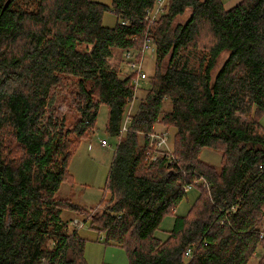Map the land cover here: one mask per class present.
<instances>
[{
    "label": "trees",
    "instance_id": "obj_1",
    "mask_svg": "<svg viewBox=\"0 0 264 264\" xmlns=\"http://www.w3.org/2000/svg\"><path fill=\"white\" fill-rule=\"evenodd\" d=\"M156 1L0 0V264H87L65 210L123 247L129 264H251L258 248L264 264V0L228 10L222 0H167L150 23ZM106 12L117 18L112 28L103 25ZM147 32L155 68L122 134L133 76H120L109 59L140 49ZM66 94L75 114L59 110ZM101 105L119 144L109 198L97 205L105 210L90 218L57 193L72 183L69 158L95 133ZM158 124L175 130L177 161L148 156ZM204 148L221 154L219 167L201 160ZM196 180L209 186L196 187V202L175 216L166 240L156 238Z\"/></svg>",
    "mask_w": 264,
    "mask_h": 264
},
{
    "label": "rangeland",
    "instance_id": "obj_2",
    "mask_svg": "<svg viewBox=\"0 0 264 264\" xmlns=\"http://www.w3.org/2000/svg\"><path fill=\"white\" fill-rule=\"evenodd\" d=\"M92 1L100 2L110 7L112 6V0ZM224 6H229L228 3H226V0ZM190 16L191 10L188 9L183 15L177 17L173 21L172 28L174 29L179 24H185ZM116 22L117 18L112 12H106L104 14V26L112 28ZM148 37L150 38L149 34ZM151 42H153L152 39ZM152 48L153 49L144 56L143 68L147 74V79L143 82L140 89L135 92L136 99L134 101L132 114L137 111L141 99L145 96L149 87V78L154 72L155 48L154 46ZM126 52L127 51L114 50L112 57L109 59L110 68L117 70L119 75L122 77H125L129 73ZM226 58L227 54H223L220 57L213 74L218 72ZM62 96H65V94ZM66 97L67 99L63 101L60 96L58 102L59 110L68 115L75 114V112H71L74 110H72L69 106V95L66 94ZM170 110L171 103L167 101L164 106V111L167 112ZM126 113H128V110ZM108 114V107L106 105H101L96 122L95 133L90 138L84 139L78 147L72 151L69 158L68 173L72 179V183L64 182L57 193L58 197L69 199L73 203L87 209V211L90 212V218L92 216L99 218L105 210V207H97V205L102 204L105 199L107 200L109 198L107 192V181L111 163L119 144V138L111 137L108 133H106V125L109 117ZM259 123L264 129V115L259 117ZM165 130L166 128L162 125H156L157 132ZM168 134L170 137V144L173 147L175 130L168 129ZM102 140L107 141V147H103L101 145ZM200 158L202 161L215 167H219L222 159L219 152L209 148H204L201 151ZM200 185H202V188H206L202 182ZM205 190L207 191V189ZM186 193V197L178 205L175 213L164 218L160 227L155 232L156 238L162 241L167 239L168 232H170L173 228L175 216H186L196 202L200 191L195 188L186 191ZM62 219L73 223L74 225H70V229L75 230L76 228L79 237L85 240L84 257L87 264H129L126 250L113 241H108L106 233L95 228L88 218H85L73 211L65 210L63 211ZM262 230L264 231V225ZM262 253L263 249L258 248L255 256L251 260V264H259Z\"/></svg>",
    "mask_w": 264,
    "mask_h": 264
},
{
    "label": "built area",
    "instance_id": "obj_3",
    "mask_svg": "<svg viewBox=\"0 0 264 264\" xmlns=\"http://www.w3.org/2000/svg\"><path fill=\"white\" fill-rule=\"evenodd\" d=\"M167 0H157L156 5L153 9H148L146 13V20L150 23L155 22L158 18H160L163 14H165L167 7ZM154 45L151 42V39L148 37V32L146 34L145 39L142 42L140 49L137 50H129L126 52V58L128 60L129 73L126 76H133V86L135 92L140 89L143 82L147 79V74L143 68V60L144 56L152 50ZM136 99L135 93L134 98L130 102L128 108L127 117L123 122L121 133H125L128 128V124L131 121L132 109L134 106V101ZM101 145L103 147H107V141L102 140ZM148 156L153 160L158 156H164L170 159V161H177L173 157V147L170 144V137L168 134V130L157 132L154 130L151 134L148 135ZM203 183L205 187L209 186V184L204 180H196L193 184H188L184 187L186 191L195 189L200 183ZM71 225H74L73 223ZM262 237H264V233H262ZM192 255V250L188 249L186 252V258H190Z\"/></svg>",
    "mask_w": 264,
    "mask_h": 264
},
{
    "label": "crops",
    "instance_id": "obj_4",
    "mask_svg": "<svg viewBox=\"0 0 264 264\" xmlns=\"http://www.w3.org/2000/svg\"><path fill=\"white\" fill-rule=\"evenodd\" d=\"M223 3L225 4V0H222ZM242 0H226V3H228L229 6L225 7L227 10L231 9L232 7H234L235 5H237L239 2H241ZM154 130L156 131V126L154 127ZM72 223H70L71 225Z\"/></svg>",
    "mask_w": 264,
    "mask_h": 264
}]
</instances>
